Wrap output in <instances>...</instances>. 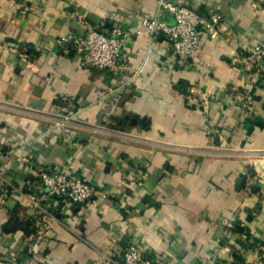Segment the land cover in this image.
Returning a JSON list of instances; mask_svg holds the SVG:
<instances>
[{"label":"crops","instance_id":"obj_1","mask_svg":"<svg viewBox=\"0 0 264 264\" xmlns=\"http://www.w3.org/2000/svg\"><path fill=\"white\" fill-rule=\"evenodd\" d=\"M160 1L0 0V181L17 188L0 190V259L105 264L133 245L142 264H232L234 246L264 264V74L249 58L264 40V0H165L221 18L218 40L202 34L187 63L142 25L173 23ZM117 26L129 33L118 68L81 65L68 38ZM43 172L98 191L84 205L32 208L22 196L43 194Z\"/></svg>","mask_w":264,"mask_h":264},{"label":"built area","instance_id":"obj_2","mask_svg":"<svg viewBox=\"0 0 264 264\" xmlns=\"http://www.w3.org/2000/svg\"><path fill=\"white\" fill-rule=\"evenodd\" d=\"M159 8H163L171 14L173 23L168 24L155 17L152 20H144L142 25L149 37L155 33L164 35L179 62L193 61L199 51L202 34H206L212 41L218 40L221 24V18L218 14L211 13L208 19H205L176 1L161 0ZM67 42L73 46L79 55L81 65L101 71L115 70L118 68L124 47L129 42V33L119 26L113 27L109 35L104 34L98 28H88L82 35L70 36ZM249 58L261 62L260 72L264 74V40L254 45ZM239 106L242 111H248L250 97L248 95L243 96L239 101ZM72 120V115H65L57 120V125H69ZM37 184L43 194L36 199L29 197V203L35 209L40 208L42 203L51 201L67 202L74 207L84 205L98 191L97 185L92 182L79 175L65 172L52 174L43 172L39 175ZM23 196L25 197V195ZM53 219L54 217L51 218V221ZM143 257L140 248L128 245L125 247L121 259L108 257L105 264H142L144 262ZM0 264L20 263L0 259Z\"/></svg>","mask_w":264,"mask_h":264},{"label":"trees","instance_id":"obj_3","mask_svg":"<svg viewBox=\"0 0 264 264\" xmlns=\"http://www.w3.org/2000/svg\"><path fill=\"white\" fill-rule=\"evenodd\" d=\"M257 124L258 121H256ZM249 219V217H248ZM32 222V221H31ZM26 223H28V221H26ZM233 230L240 234V235H245L244 237V240H240V241H237V244L239 246L240 249H245V250H248L250 248V244H249V234H248V231H246L245 228H243V226L241 225L240 222H233ZM225 242V239L221 240L220 241V244L224 243ZM230 247V250H231V257H232V264H245L244 260H243V257L240 255L239 251L237 248H235L234 246H229ZM261 253H259L260 255ZM143 259H145V257H143Z\"/></svg>","mask_w":264,"mask_h":264},{"label":"rangeland","instance_id":"obj_4","mask_svg":"<svg viewBox=\"0 0 264 264\" xmlns=\"http://www.w3.org/2000/svg\"><path fill=\"white\" fill-rule=\"evenodd\" d=\"M6 186L8 187V190H12V191H14L15 189H17L16 187L14 188V187H12L11 186V183L10 182H3V181H0V190H2V193L5 191V189H6ZM1 193V194H2ZM26 195V194H25ZM17 196H15L14 195V193H10L9 192V194H7L5 197H3V199H2V201L4 202V201H6L8 198H13L14 200H15V198H16ZM23 197V200L22 201H26L27 202V204L30 202V199H29V197H27V195L24 197V196H22ZM30 204V203H29ZM39 209V208H38Z\"/></svg>","mask_w":264,"mask_h":264},{"label":"water","instance_id":"obj_5","mask_svg":"<svg viewBox=\"0 0 264 264\" xmlns=\"http://www.w3.org/2000/svg\"><path fill=\"white\" fill-rule=\"evenodd\" d=\"M241 184V180H237L236 182V187H239ZM16 204V202L14 200H7L6 203L4 204L5 207L7 208H12L14 205Z\"/></svg>","mask_w":264,"mask_h":264},{"label":"bare ground","instance_id":"obj_6","mask_svg":"<svg viewBox=\"0 0 264 264\" xmlns=\"http://www.w3.org/2000/svg\"><path fill=\"white\" fill-rule=\"evenodd\" d=\"M256 166H258V169H259V170H262L263 167H264V161H259V162H257V165H256Z\"/></svg>","mask_w":264,"mask_h":264}]
</instances>
